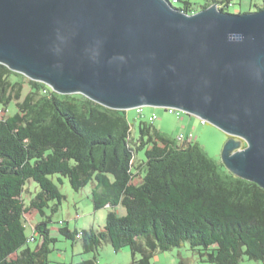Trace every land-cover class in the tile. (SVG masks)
I'll list each match as a JSON object with an SVG mask.
<instances>
[{"label": "trees", "instance_id": "obj_1", "mask_svg": "<svg viewBox=\"0 0 264 264\" xmlns=\"http://www.w3.org/2000/svg\"><path fill=\"white\" fill-rule=\"evenodd\" d=\"M178 2L188 15L209 7ZM222 2L218 10L227 13L231 0ZM11 104L15 111L6 114ZM132 127L126 110L58 94L0 64V264H49L56 242L49 225L65 199L62 178L75 192L90 185L94 209L125 210L109 212L98 231L57 229L93 254L75 264H96L103 244L128 247V264H152L155 253L185 244L202 263L264 264V189L221 170L196 142L167 137L142 119L134 138ZM31 217L39 218L32 227Z\"/></svg>", "mask_w": 264, "mask_h": 264}, {"label": "water", "instance_id": "obj_2", "mask_svg": "<svg viewBox=\"0 0 264 264\" xmlns=\"http://www.w3.org/2000/svg\"><path fill=\"white\" fill-rule=\"evenodd\" d=\"M0 64L110 109L172 107L203 119L230 137L223 164L264 189V9L213 4L188 15L168 0H0ZM236 138L244 149L232 151Z\"/></svg>", "mask_w": 264, "mask_h": 264}, {"label": "rangeland", "instance_id": "obj_3", "mask_svg": "<svg viewBox=\"0 0 264 264\" xmlns=\"http://www.w3.org/2000/svg\"><path fill=\"white\" fill-rule=\"evenodd\" d=\"M172 2V0H168ZM189 1L194 8L201 9L206 5L215 4L217 8L224 6L223 0H182ZM174 8L182 7V3L172 4ZM264 6V0H231L226 11L229 14H244L258 11V8ZM143 118H140L136 109H129L127 116L132 124V137L136 138L137 122L149 120V117L154 113L157 119L153 122V126L162 134L170 138H176L183 135L187 140L198 143L206 154L212 158L221 170L225 169V165L221 159L223 146L229 141V136L211 125L210 123H201V120L184 112L170 114L164 108L142 107ZM15 111L14 105L9 106V114ZM238 143L239 140L236 138ZM239 147V143H238ZM238 147L232 148V151L241 150ZM226 152V150H225ZM226 156L224 155V158ZM137 159H144L143 151L137 154ZM227 168V167H226ZM61 194L65 196L59 209L52 214V224L50 227V235L56 242L52 244V251L48 256L49 264H75L82 260L93 259L92 253H83L82 243L79 240L72 241L61 236L57 229L67 227L69 231L81 232L83 230H100L105 226L106 217L109 212H115L118 216L125 214L123 207L94 209L91 201V186L87 185L78 192L71 189L68 179L62 178V184L57 183ZM26 187L32 194L37 191L34 183H27ZM47 214H50L47 210ZM39 218H28V225L33 226ZM27 225V233L30 234L31 229ZM139 258V256H136ZM132 260V256L128 247L122 248L119 251H114L109 244H103L96 255V264H128ZM182 261H188V264H208L199 262L197 257L189 250L185 244L180 248H173L166 252H157L151 259L152 264H185ZM241 264H263L261 262L244 260Z\"/></svg>", "mask_w": 264, "mask_h": 264}, {"label": "built area", "instance_id": "obj_4", "mask_svg": "<svg viewBox=\"0 0 264 264\" xmlns=\"http://www.w3.org/2000/svg\"><path fill=\"white\" fill-rule=\"evenodd\" d=\"M172 4H175V0H172V2H171ZM166 111H168V113H170V114H173V113H177V115L179 114V112L181 111V110H178V109H176V108H172V107H166V108H164ZM136 112L138 113V114H141V113H143V110H142V107H139V108H136ZM182 112V111H181ZM157 119V116L153 113L150 117H149V122L150 123H152L153 124V122L155 121ZM201 120V123L203 124V123H206V121L205 120H203V119H200ZM177 139L180 141V142H191V141H189V140H187L183 135H179L178 137H177Z\"/></svg>", "mask_w": 264, "mask_h": 264}, {"label": "clouds", "instance_id": "obj_5", "mask_svg": "<svg viewBox=\"0 0 264 264\" xmlns=\"http://www.w3.org/2000/svg\"><path fill=\"white\" fill-rule=\"evenodd\" d=\"M171 3V2H170ZM171 5H172V3H171Z\"/></svg>", "mask_w": 264, "mask_h": 264}]
</instances>
